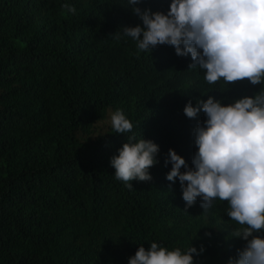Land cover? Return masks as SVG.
Here are the masks:
<instances>
[{
    "label": "trees",
    "instance_id": "16d2710c",
    "mask_svg": "<svg viewBox=\"0 0 264 264\" xmlns=\"http://www.w3.org/2000/svg\"><path fill=\"white\" fill-rule=\"evenodd\" d=\"M169 4L135 7L167 13ZM131 7L127 0H0V264H128L152 242L170 251L202 247L194 264H228L243 250L228 202L216 199L203 213L197 198L185 212L165 160L172 149L191 167L192 131L206 117L187 118L189 101L195 107L211 96L226 106L261 86L209 84L171 46L141 52L122 33L113 38L142 26ZM117 109L132 132L116 134L107 123ZM131 135L159 147L152 179L131 181L132 190L110 166Z\"/></svg>",
    "mask_w": 264,
    "mask_h": 264
},
{
    "label": "clouds",
    "instance_id": "9594fccd",
    "mask_svg": "<svg viewBox=\"0 0 264 264\" xmlns=\"http://www.w3.org/2000/svg\"><path fill=\"white\" fill-rule=\"evenodd\" d=\"M141 2L127 0L142 26L123 27L113 38L120 39L122 33L141 52L171 46L178 57L190 56L189 69L204 70L209 84L222 78L226 84L247 80L261 86L251 97L226 106L211 96L197 99L195 107L189 101L183 108L187 118L194 120L200 112L206 117L192 131L197 150L191 167L172 149L165 165L171 164L166 180L179 181L185 212L197 198L203 213L216 199L228 202L226 216L241 226L232 235L246 242L228 264H264V0H170L167 13L135 7ZM63 7L76 12L68 4ZM110 124L116 134L133 129L119 109L110 113ZM127 141L110 166L115 178L132 190L131 181L152 179L149 169L158 163L159 147L135 135ZM200 253L191 246L170 251L152 242L147 250L139 246L128 264H194L193 256Z\"/></svg>",
    "mask_w": 264,
    "mask_h": 264
},
{
    "label": "rangeland",
    "instance_id": "374dc122",
    "mask_svg": "<svg viewBox=\"0 0 264 264\" xmlns=\"http://www.w3.org/2000/svg\"><path fill=\"white\" fill-rule=\"evenodd\" d=\"M108 124L110 123V116H109V118H108V122H107ZM105 129V128H104ZM100 131H102V127H101V129H100Z\"/></svg>",
    "mask_w": 264,
    "mask_h": 264
}]
</instances>
